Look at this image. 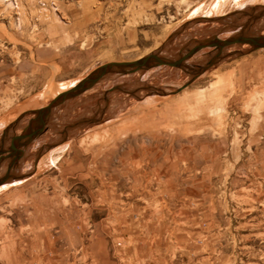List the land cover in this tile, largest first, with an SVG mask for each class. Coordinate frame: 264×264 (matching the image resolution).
<instances>
[{"label": "rangeland", "instance_id": "1", "mask_svg": "<svg viewBox=\"0 0 264 264\" xmlns=\"http://www.w3.org/2000/svg\"><path fill=\"white\" fill-rule=\"evenodd\" d=\"M212 1L0 0V136L8 127L7 142L55 96H39L46 84L73 86L108 61L158 49L173 58L193 40L235 33L228 14L192 18ZM247 4L258 11L264 0ZM252 31L264 35V16ZM229 47L195 77L211 48L186 60L191 68L108 74L55 106L45 125L55 137L24 146L16 176L28 178L0 193V264H110L117 241L127 263L176 264L180 249L197 264H264V48ZM140 79L148 87L131 91ZM98 95L108 106L67 130L96 111ZM66 142L49 166V150ZM147 197L165 200L148 204L159 223L147 220L150 233L122 227L116 204L135 211Z\"/></svg>", "mask_w": 264, "mask_h": 264}, {"label": "water", "instance_id": "2", "mask_svg": "<svg viewBox=\"0 0 264 264\" xmlns=\"http://www.w3.org/2000/svg\"><path fill=\"white\" fill-rule=\"evenodd\" d=\"M255 9L256 7L251 6L246 10L240 9L229 13L227 16H230L231 18L228 22V26L230 25L233 27L236 32L226 36L225 38H220L218 35L214 34L209 37L193 40L192 44L188 48L183 49V47H180L177 54L174 55L173 58L161 55L160 50L158 49L136 59L120 61L113 60L102 63L92 69L86 76L79 79L74 86L55 95L45 105L31 110V116L22 122L20 132L12 134L9 137V144L6 148H2V144L5 142L8 127L3 130L0 136V162L5 158L3 153L7 154V157L9 158L4 174L0 175V184H3L8 180H13L14 178L18 179L24 177L23 175L16 176L15 174H12L11 170L19 168L18 162L24 151V146L46 130L45 125L48 121L51 110L55 106L63 103L65 100L90 89L105 75L134 74L138 71H144L160 66H180L183 68H191L192 66L185 63L186 60L204 48L213 49L214 53H209V56L206 60H204L203 64L198 65L197 68H192L193 77H195L206 70L216 60L224 57V49L234 45L235 43H248L250 47L246 49L245 52H251L264 48V35L257 33V31L260 30V27L257 28V31H252V33L250 32L256 21L260 20L264 16V5H262L258 11H255ZM241 16H246L247 18L243 22H236ZM188 83L189 82L183 84L182 87H185ZM23 115L24 114H21L17 117L15 123L19 122Z\"/></svg>", "mask_w": 264, "mask_h": 264}, {"label": "bare ground", "instance_id": "3", "mask_svg": "<svg viewBox=\"0 0 264 264\" xmlns=\"http://www.w3.org/2000/svg\"><path fill=\"white\" fill-rule=\"evenodd\" d=\"M249 1H252V0H213L210 4H200L199 6H198V8L194 11V15L192 16V18H197V19H200V20H202V21H208V20H212V19H214V18H216L217 16H218V14H223V13H225V9H226V7L227 8H229V6L230 5H232V6H235L236 7V9H238V10H240V9H243L245 6H246V4H247V2H249ZM248 5V4H247ZM255 5V4H254ZM259 5V4H258ZM257 5V6H258ZM256 6V5H255ZM251 7V6H250ZM205 9V10H204ZM199 13V14H196V13ZM21 20V19H20ZM262 34V33H261ZM235 44H240V43H235ZM245 45H248V43L246 44V43H243V46H245ZM230 48V47H229ZM204 60H206L205 58H204ZM217 61V60H216ZM215 61V62H216ZM189 64V63H188ZM205 71V70H204ZM160 74V73H159ZM156 76H158V75H156ZM156 76H154V78L156 77ZM160 76L161 77H159V78H162V76H164V77H166L165 76V74L164 75H161L160 74ZM158 78V77H157ZM225 78V77H224ZM224 78H223V80H222V83L223 84H230L231 83V81H230V78H227V79H225L224 80ZM221 82V81H220ZM54 83H52V84H46V86H45V88H44V90L39 94V96L40 97H44V96H47V93L50 95V93H53V94H55V95H57V94H59V93H61V92H63V91H65V90H67V89H69L70 87H72V85L70 86V85H67V84H64V83H58L57 85H53ZM52 85V89H50L51 86ZM118 85H119V83H118ZM232 85H233V83H232ZM74 86V85H73ZM120 86H121V84H120ZM47 98V97H46ZM45 98V99H46ZM146 101H147V99H146ZM154 101V100H153ZM152 101V102H153ZM149 102V101H148ZM142 103V102H141ZM154 103V102H153ZM144 104H146V103H144ZM150 104V103H149ZM151 105V104H150ZM81 106H83L84 107V105L82 104ZM86 106H87V103H86ZM85 106V107H86ZM138 106V105H137ZM140 106V105H139ZM138 106V107H139ZM132 108V107H131ZM51 113V112H50ZM49 116H50V114H49ZM124 116V115H123ZM64 125V124H63ZM62 127V126H61ZM93 128H95V126L93 127ZM17 132H19V131H17ZM44 133V134H43ZM42 134V136L40 137V140H42V139H46V140H51V139H53L54 137H55V133H54V131H53V129H50V130H45L44 132H43ZM39 139L38 140H36L35 141V143L37 142V141H40ZM68 142H66L65 144H63V146H55V147H53V148H51L50 150H49V155H48V159H47V163L49 164V166H51V165H56V162H57V160H58V158H59V154L61 153V152H63L64 150H65V147H64V145L66 146V144H67ZM67 147V146H66ZM28 150H30V149H28ZM21 162H24V160L21 158L20 159V163ZM25 163V162H24ZM26 164V163H25ZM6 167H7V163H3L2 164V166H0V172H2L3 170H5L6 169ZM18 167H19V169H21V167H20V164H19V162H18ZM45 168V167H44ZM44 168H42V169H44ZM41 170V169H40ZM42 171V170H41ZM28 177L27 176H24V177H22V178H18V180L17 179H13V180H8V181H6L5 183H3V184H0V193L2 192V191H5V190H7V189H9V187H11V186H15V185H18V184H22L24 181L23 180H25V179H27ZM17 181V182H15V183H13V181ZM23 181V182H22ZM9 182H11L12 184H7V183H9ZM4 194V193H3Z\"/></svg>", "mask_w": 264, "mask_h": 264}, {"label": "built area", "instance_id": "4", "mask_svg": "<svg viewBox=\"0 0 264 264\" xmlns=\"http://www.w3.org/2000/svg\"><path fill=\"white\" fill-rule=\"evenodd\" d=\"M122 202L116 204V216H120L121 218H124L125 221L123 222L122 227H126L129 230L138 231L140 233H150L149 232V224H148V219L152 216H155L156 213L152 215V208H149L148 204L153 202L154 200L151 201L149 197L144 198L140 201V208L139 210L135 211H128L127 209L131 208L133 203L132 201H129L127 199L121 198ZM165 202L163 198H157L154 203L157 204V207H161V204ZM155 205L152 204L151 207H154ZM159 213V212H158ZM173 217V216H172ZM156 216L154 217L155 223H159L160 220L156 221ZM191 223V222H190ZM194 226L189 227L190 230L193 229ZM191 232V231H190ZM168 232H165V236L167 235ZM124 237H127V234L124 235ZM189 243L191 246L193 245L192 243L195 242L194 239L190 237ZM124 245L122 241H117L116 244L114 245L113 248V254H112V260L110 264H134V262L129 261L128 263L123 259V252H121V246L124 249ZM175 255V254H174ZM174 258L177 259L176 264H197L196 258L188 260L187 257L182 253V250L178 249L176 252V255ZM149 264H155V262H149Z\"/></svg>", "mask_w": 264, "mask_h": 264}, {"label": "crops", "instance_id": "5", "mask_svg": "<svg viewBox=\"0 0 264 264\" xmlns=\"http://www.w3.org/2000/svg\"><path fill=\"white\" fill-rule=\"evenodd\" d=\"M244 9V8H243ZM238 10V9H237ZM246 10V9H245ZM232 12H234V11H232ZM229 13H231V12H229ZM229 13H223L224 15H227V14H229ZM247 17L246 16H241L236 22H243L245 19H246ZM220 37V36H219ZM220 38H225V37H220ZM241 45H243V43H240ZM247 44V43H246ZM212 53H214V50L212 49L211 50V52H210V54H212ZM223 53H224V51H223ZM177 54V53H176ZM175 54V55H176ZM160 67H162V66H160ZM147 71H149V69L147 70ZM204 72V71H203ZM229 77L230 78V81L233 83V76L231 75V74H224V75H222V76H219V80H220V77ZM146 79H140V81H143V84H140V85H136L135 86V83H134V86H132L131 84L132 83H130V90L131 91H133V92H135V93H141V89H140V87H148L147 86V84L146 83H144V81H145ZM132 82H135V80H132ZM223 85H229L230 86V84H223ZM258 91V90H257ZM110 98L111 96H106V95H102V96H100V95H98L96 98H94V100H95V104H94V106H93V108L95 107V109H96V111L94 112V113H92L90 116H89V113L86 111V112H83V113H81L78 117H76V118H74V119H71L70 121H69V123L68 124H66V128H67V130L70 128V127H72L73 125H76V124H81V123H83V122H86V121H89V120H91V119H93V117H96V113H97V110L100 108V106L102 107V109L103 108H105V106H108L107 104V102L106 103H104V105H103V103H101V102H99L100 100H106V98ZM178 103H179V101L177 100V102H176V104L178 105ZM100 104V105H99ZM92 106V105H91ZM69 127V128H68ZM66 128H65V126H64V129H63V131H65L66 130ZM66 130V131H67ZM36 143H39V141H37ZM8 144H9V140L7 141V142H4L3 144H2V148L4 147V148H6L7 146H8ZM3 155H4V159H3V157H2V161L0 162V166H2V164L3 163H7V161L9 160V158L7 157V154H4L3 153ZM1 158V157H0ZM23 160H24V158H22ZM19 164H20V167H21V169H19V168H14V169H12L11 170V173L12 174H17L20 170H22V168L24 167V162H21L20 163V160H19ZM6 170V169H5ZM5 170H3L2 172H0V175H2V174H4V172H5Z\"/></svg>", "mask_w": 264, "mask_h": 264}]
</instances>
